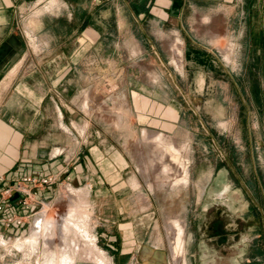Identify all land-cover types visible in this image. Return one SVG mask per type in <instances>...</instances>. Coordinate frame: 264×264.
<instances>
[{
  "label": "rangeland",
  "instance_id": "1",
  "mask_svg": "<svg viewBox=\"0 0 264 264\" xmlns=\"http://www.w3.org/2000/svg\"><path fill=\"white\" fill-rule=\"evenodd\" d=\"M212 18L200 28L191 19L185 44L190 56H183L179 45L170 51L165 40L158 55L151 47H142L144 54L136 56L125 46L97 45L75 64L79 73L73 69L63 78L69 65L48 62L60 48L45 50L26 29L28 20L19 17L12 30L0 24V40L15 36L21 45L19 56L0 72V199L5 204L0 264H37L39 252L30 256L16 243L44 214L57 222L59 234L62 217L73 207L102 250L104 217L120 214L128 222V247L134 245L136 230L144 239L154 233L171 247V228L179 222L187 250L206 211L220 200L232 199L246 210L240 185L253 182L254 169L264 174L257 165V157L264 155V95L255 94L258 83L264 87V70L258 53L241 47V61H227L229 36L221 43L214 38L241 28L245 16ZM169 145L180 151L188 180L176 181L183 172ZM51 175L47 184L20 183L26 191L17 192L15 202L10 199L15 192H5L24 176ZM21 198L28 207L21 206ZM3 215L23 216V222L7 224ZM56 243L51 250L60 245L59 238ZM49 253L43 246L42 254ZM76 264L97 263L79 250Z\"/></svg>",
  "mask_w": 264,
  "mask_h": 264
},
{
  "label": "crops",
  "instance_id": "2",
  "mask_svg": "<svg viewBox=\"0 0 264 264\" xmlns=\"http://www.w3.org/2000/svg\"><path fill=\"white\" fill-rule=\"evenodd\" d=\"M52 1L54 2L0 0V16L4 17L0 24H10L9 29L12 30L15 23L19 26V17L28 20L26 29L38 37L45 50L60 48L61 51H55V58L48 62L69 65L61 74V78L76 71L75 64L84 59L83 52L97 45L125 46L132 48L131 52L136 56L144 54L142 47H151L157 48L155 52L158 55V47L162 46L161 42L165 40L168 41L166 47H170V51H173L174 48L171 47L177 44L182 46L183 56H190V50L185 44L191 38V19L197 22L200 28L211 24L212 16L218 14L245 16L243 26L231 28V35L220 33L214 37L215 40L221 38L218 40L221 43L222 38L229 36L227 41L231 52L226 60L231 63L241 61V47L248 52L256 51L264 70V0ZM242 32V41L239 43ZM18 40L15 36L0 40V72L4 71V64L11 63L13 58L19 56L17 53L21 45ZM23 43L26 41L23 40ZM171 57L173 58V54ZM242 60L245 61V58ZM263 88L258 83L255 86V94L264 95ZM260 110L263 132L260 140L264 151V106L260 107ZM262 157H257V165H261L264 171V155ZM255 165L256 162L254 168ZM254 172L253 182L240 185L248 201L246 210L241 209L240 204L232 199L219 201L226 204L235 218L244 223L245 228L240 238L226 246V252L221 253L198 234L192 242L187 243V250L184 245L185 264H264V174L262 172L260 176L256 169ZM2 217L5 218L4 215ZM103 219L104 227L100 228L99 235L103 240V250L109 264H175L170 244L166 239L161 240V237H155L151 232L144 239L142 231L139 233L136 230L133 233L134 245L128 247V222L123 221L120 214L118 217ZM186 258H189L188 263Z\"/></svg>",
  "mask_w": 264,
  "mask_h": 264
},
{
  "label": "bare ground",
  "instance_id": "3",
  "mask_svg": "<svg viewBox=\"0 0 264 264\" xmlns=\"http://www.w3.org/2000/svg\"><path fill=\"white\" fill-rule=\"evenodd\" d=\"M51 2H54V1L51 0ZM31 39L34 40V37L31 36ZM32 43H33V46L34 45L37 46V44H35L34 41ZM179 57H182V55ZM157 138L159 140L162 139L160 135H158ZM160 142H163V140ZM165 143H167V141ZM169 150L171 152L172 159L178 163V166L180 168L178 169V171L182 170L183 172V174L179 178L176 177V181L179 182V181L188 180L189 177L187 176V168L185 166V163L181 162L182 160H181L180 151L177 149V147L174 148L173 146H170V145H169ZM73 209L70 210L67 216L62 217L61 222L59 224L60 225L59 230H61L59 234L56 232L58 231V229L57 230L55 229L56 226L58 225L55 220L46 218L45 214L42 217H39V216L36 217L34 221V229L31 232V234L27 237L24 236L25 237L24 239H22L21 241H19L20 240L19 239L18 242L16 243V246L18 247V249L20 251H23L24 253H27L30 256L39 252V256L37 258V264H76V254L79 250L84 251L87 257H89V259L93 261H96L97 264H109V259L107 255L102 249H99L96 239L92 235L89 224L87 223L86 219L84 218L78 219ZM87 217L88 216L85 215V218ZM171 229L173 230V238L171 237V239H173L171 250L173 253L174 263L179 264L180 262H183L182 264H185L184 262V245H185L184 237L185 236L183 233V227L180 225L179 222H176L175 224H173V228ZM57 238H59L60 245L58 247L56 246L55 249L51 250L52 245L57 244L56 243ZM43 246L47 248V250H49L51 254L49 253V255H43L44 254V252L42 254Z\"/></svg>",
  "mask_w": 264,
  "mask_h": 264
},
{
  "label": "flooded vegetation",
  "instance_id": "4",
  "mask_svg": "<svg viewBox=\"0 0 264 264\" xmlns=\"http://www.w3.org/2000/svg\"><path fill=\"white\" fill-rule=\"evenodd\" d=\"M244 228V223L235 218L230 208L219 202L206 211L197 225V232L203 239L212 243L219 252L224 253L226 246L240 238Z\"/></svg>",
  "mask_w": 264,
  "mask_h": 264
},
{
  "label": "built area",
  "instance_id": "5",
  "mask_svg": "<svg viewBox=\"0 0 264 264\" xmlns=\"http://www.w3.org/2000/svg\"><path fill=\"white\" fill-rule=\"evenodd\" d=\"M53 180L52 175L48 176V177H41V178H36V177H32V176H24L22 177L21 181H18L19 184H14L12 187H9L5 190L6 193L9 194V196H11L14 192H19V191H26V188L24 187V185L21 186L20 183H34L36 184V182H39L40 184H47L50 183ZM23 197V196H21ZM19 203L21 204V206L23 207H28L29 204L27 203L26 199L21 198L19 200ZM10 205V204H9ZM5 204H3V200L0 199V211L4 208ZM23 216H8L5 218V221H7V224H11V223H22L23 222Z\"/></svg>",
  "mask_w": 264,
  "mask_h": 264
},
{
  "label": "trees",
  "instance_id": "6",
  "mask_svg": "<svg viewBox=\"0 0 264 264\" xmlns=\"http://www.w3.org/2000/svg\"><path fill=\"white\" fill-rule=\"evenodd\" d=\"M18 195L19 194L17 192H15L10 199H12L15 202L18 198Z\"/></svg>",
  "mask_w": 264,
  "mask_h": 264
}]
</instances>
